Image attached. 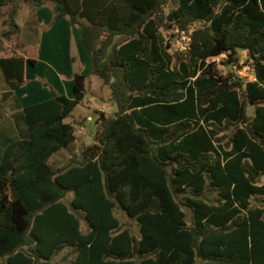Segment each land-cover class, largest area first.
Masks as SVG:
<instances>
[{"label": "trees", "instance_id": "obj_1", "mask_svg": "<svg viewBox=\"0 0 264 264\" xmlns=\"http://www.w3.org/2000/svg\"><path fill=\"white\" fill-rule=\"evenodd\" d=\"M22 3L52 4L47 28L66 18L81 29L117 112L98 110L95 142L53 170L88 76L73 74L71 98L43 82L53 96L16 99L10 118L0 104V264L63 251L64 264H264V0H0V34L17 51L0 58L3 99L40 53L20 38ZM171 29L184 50L172 51ZM242 50L252 81L209 62L238 65Z\"/></svg>", "mask_w": 264, "mask_h": 264}, {"label": "rangeland", "instance_id": "obj_2", "mask_svg": "<svg viewBox=\"0 0 264 264\" xmlns=\"http://www.w3.org/2000/svg\"><path fill=\"white\" fill-rule=\"evenodd\" d=\"M32 6H28L27 8H24V11L20 15V22L22 25H24L27 28H23L22 32H20V38L22 41H24L25 44H31L35 47H40V37H41V28L40 27H34L30 28V25L27 24V20L30 18V14H32ZM5 11V10H3ZM1 11V12H3ZM199 25V24H197ZM162 33L165 34L166 38H171V44L173 46L172 51L179 52L180 50H184L187 43H188V37L182 33L178 32L174 29H171L168 32L163 31ZM64 39H61V47L60 52L64 55H67L68 50V42L66 45H64ZM11 41H8L0 34V57L1 56H12L17 51L11 46ZM73 44V43H72ZM73 50L71 53H76L74 46L72 45ZM178 50V51H177ZM70 52V48H69ZM39 62H41V65H38L36 68L31 67L30 70V77L35 76H42L40 74H43L45 72V63L47 64L48 59V52L43 53V58H39L37 56ZM59 59V58H58ZM229 58L226 54H223L218 57L211 58L209 62L216 67L221 74H226L228 71L232 70L236 72L239 76L243 77L245 80L252 81L254 80V72L252 69L251 60L248 57L247 51H240L239 52V63L231 64L229 63ZM60 63L62 65H65L63 60H60ZM38 79L39 86L41 89H43L45 92L49 93L52 92L48 87L43 86L44 78L41 80ZM40 82V83H39ZM49 84H51L48 81ZM52 85V84H51ZM34 87V85L32 86ZM54 88V86L52 85ZM55 89V88H54ZM56 90V89H55ZM7 91V87L5 86V83L2 79H0V104L3 106V112H5V116H10L16 111L19 112L18 107H16V104L14 101H12L10 98L3 99V94ZM255 108L253 106H248L247 113L250 116L254 115ZM101 110L104 111L108 115H113L115 112H117V106L116 104L111 100V91L108 86L103 85L101 80L97 78L96 76H90L86 80L85 85V95L83 101L76 106L68 115V117L65 118L64 122L71 124L74 130L75 139L72 143H70L66 148L61 149L57 153H55L48 161V164L50 167L55 170L57 168H61L69 163L71 158L79 159L81 156V153L83 149L95 142V133H96V118H97V111ZM12 120V119H11ZM21 127H23V123L20 122ZM264 180V177L262 178ZM72 194L69 193L65 199V201L68 203L70 199L72 198ZM254 204H258V202H254ZM261 205H264V201L261 202ZM185 212L188 214V218L190 216L189 209H185ZM81 215V226L82 231L86 232L88 230L85 220L83 219V214L79 213ZM119 217L123 224L132 225V227L136 230V227L133 222L128 221L127 218L124 215L119 214ZM67 252L63 251L60 254L57 255L49 264H64L63 258L66 256Z\"/></svg>", "mask_w": 264, "mask_h": 264}, {"label": "crops", "instance_id": "obj_3", "mask_svg": "<svg viewBox=\"0 0 264 264\" xmlns=\"http://www.w3.org/2000/svg\"><path fill=\"white\" fill-rule=\"evenodd\" d=\"M32 6V14L27 20V24L30 28L40 27L41 37H40V53L39 58H43V53L48 52L47 64L45 63V72L40 74L42 76L30 77V67L26 69L27 81L22 85L21 88L14 91L13 95L8 97L15 102H18L23 107H28L36 103L50 99L53 95L51 92L47 93L39 86L38 79L49 81L59 94L65 95L67 97H72V86H73V74L81 73L88 77L91 74V62L90 54L84 47L81 29L77 26L72 25L68 19L63 18L54 23H52L48 28L53 17L52 4L47 3L41 7H34L29 3H22L20 10L16 16V22L19 25L21 32L23 28H27L20 22V15L24 11V8ZM64 39V45L68 42V53L64 55L60 52L61 39ZM73 43V44H72ZM72 45L75 48L76 53H73L77 60L72 64L71 57L73 50ZM70 48V52H69ZM10 56H1L0 58H6ZM63 60L65 65H62L59 61ZM41 65V62H37L35 68ZM40 83V82H39ZM34 85V87H32ZM15 105V104H14ZM18 110L20 108L18 107Z\"/></svg>", "mask_w": 264, "mask_h": 264}]
</instances>
